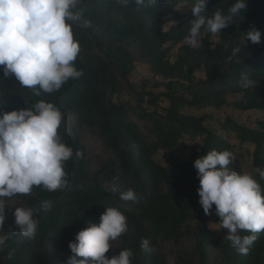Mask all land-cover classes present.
Listing matches in <instances>:
<instances>
[{
    "label": "trees",
    "instance_id": "1",
    "mask_svg": "<svg viewBox=\"0 0 264 264\" xmlns=\"http://www.w3.org/2000/svg\"><path fill=\"white\" fill-rule=\"evenodd\" d=\"M234 2L206 0V14H227ZM184 3L157 0L144 6L134 0H83L81 20L73 25L81 48L74 63L83 74L51 94L37 97L0 71V111L30 108L39 100L52 102L63 114L58 129L62 141L73 149V157L65 162L67 189L34 187L29 195L14 196L36 209L39 226L33 238L19 234L15 208H5L4 234L9 239L0 251V264H64L72 255L69 242H75L80 230L98 224L108 207L118 208L128 226L126 234L111 242L108 258L130 249L131 264H168L161 246L187 239L192 249L177 250L175 264H264V231L256 234L248 254L241 255L224 238L226 229H209L193 166L196 158L213 149L231 151L235 160L229 167L245 164V169L233 170L251 174L264 191V178L256 171L264 169V119L248 125L227 116L217 131L205 125L208 115L191 113L228 105L240 112L264 113V0H247L246 9L221 33L202 28L198 49L185 40L195 17L187 5L180 11ZM250 25L261 31V42L246 41L243 47ZM237 45L240 64L227 60ZM137 67L152 76L139 86L130 79ZM241 72L257 83L256 88L239 86ZM86 133L99 142L100 152H89ZM195 138L201 139L199 145L176 157L179 148ZM77 150L82 158L75 156ZM113 177H118L116 193L110 188ZM129 188L136 201L119 198ZM45 201L52 203L47 211L41 207ZM145 239L150 250L141 248ZM210 250L215 252L212 258Z\"/></svg>",
    "mask_w": 264,
    "mask_h": 264
},
{
    "label": "clouds",
    "instance_id": "2",
    "mask_svg": "<svg viewBox=\"0 0 264 264\" xmlns=\"http://www.w3.org/2000/svg\"><path fill=\"white\" fill-rule=\"evenodd\" d=\"M83 0H0V71L3 77H14L22 87L32 90L40 97L61 89L69 81L83 74L75 66L81 51L74 37L73 25L81 20ZM123 4L133 0H119ZM168 2V0H166ZM136 5H156L157 0H134ZM194 20L191 21L186 43L200 48L201 29L212 34L232 24L233 17L247 7V0H235L227 14L222 10L211 16L206 14V0H185ZM87 23V22H86ZM253 44L261 42V31L254 25L244 32L241 41ZM240 45L231 49L229 62L241 63ZM242 89L256 88L257 83L245 72L240 73ZM4 103H0L3 105ZM63 114L52 102L39 100L30 108L0 111V251L6 246L9 235L4 234L6 198L29 195L34 187L54 192L69 187L65 162L73 157V149L62 141L58 129ZM77 158L83 154L77 150ZM235 157L231 151L215 149L196 158L193 166L199 180L197 189L199 203L205 215L215 214L220 218L221 228L227 230L225 239L230 241L241 255H247L257 233L264 231V191L260 184L245 172L241 174L229 165ZM264 178V169H256ZM113 177L110 186L117 192ZM123 201H136L137 195L131 188L119 193ZM41 207L47 211L51 201ZM36 209L16 206L12 215L19 234L26 238L36 235L39 221L34 218ZM98 224L80 230L75 242H69V255L64 264H131L130 249H123L111 258L106 253L111 242L127 232V218L115 207H108L100 215ZM216 224V223H212ZM251 235H240L241 232ZM15 235V233H12ZM141 248L149 249L147 239ZM79 257L80 259H77Z\"/></svg>",
    "mask_w": 264,
    "mask_h": 264
},
{
    "label": "rangeland",
    "instance_id": "3",
    "mask_svg": "<svg viewBox=\"0 0 264 264\" xmlns=\"http://www.w3.org/2000/svg\"><path fill=\"white\" fill-rule=\"evenodd\" d=\"M187 6H180V11H186ZM213 39H216L214 36ZM145 78H152L151 73L145 68V67H137L136 70L132 73L130 79L135 83V85L139 86L140 81ZM229 101L232 99L231 96H229ZM191 113H194L197 116H200L201 114H206L209 117L205 120V125L213 128L214 130L219 131V122L224 119V117H231L232 120H238L241 122H245L248 125H253L257 119H264V113L258 110H251V111H245L240 112L238 110L233 109L231 106H224L220 110H215L212 108L203 109L199 111H192ZM85 141L88 143V150L90 153H96L100 152V146L99 142L96 140L94 136H92L89 133H86ZM200 138H195L192 140H188L184 145H182L179 150L176 153V157L183 156L187 153H189L193 148L197 147L200 143ZM235 141V140H234ZM237 141V140H236ZM235 141V142H236ZM248 154H246V159L248 158ZM248 160V159H247ZM93 166L95 164L93 163ZM233 168L234 170H240L245 169V164L240 165L236 164ZM232 169V170H233ZM6 203L11 205H6V207H16V206H24L23 202L19 198H7ZM211 214L208 215V227L215 233H220V225L219 223V217L215 214V208H212L210 210ZM216 223V224H212ZM193 242L187 239L182 240L179 244H174L173 242H166L161 246L162 252L165 254L167 263L168 264H175V253L177 250L186 249L187 251H190L192 249ZM210 257H214L215 252L213 250L209 251Z\"/></svg>",
    "mask_w": 264,
    "mask_h": 264
}]
</instances>
